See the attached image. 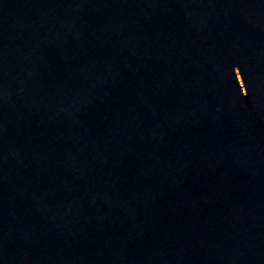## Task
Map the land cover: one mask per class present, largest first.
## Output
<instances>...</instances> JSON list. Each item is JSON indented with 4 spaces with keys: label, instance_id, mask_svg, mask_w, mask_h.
Segmentation results:
<instances>
[{
    "label": "water",
    "instance_id": "water-1",
    "mask_svg": "<svg viewBox=\"0 0 264 264\" xmlns=\"http://www.w3.org/2000/svg\"><path fill=\"white\" fill-rule=\"evenodd\" d=\"M0 264H264V0H0Z\"/></svg>",
    "mask_w": 264,
    "mask_h": 264
}]
</instances>
